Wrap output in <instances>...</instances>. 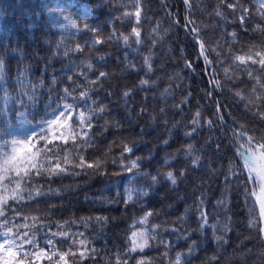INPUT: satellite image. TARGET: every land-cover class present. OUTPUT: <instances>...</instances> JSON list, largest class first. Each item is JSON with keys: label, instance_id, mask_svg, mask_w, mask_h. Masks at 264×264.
Masks as SVG:
<instances>
[{"label": "trees", "instance_id": "obj_1", "mask_svg": "<svg viewBox=\"0 0 264 264\" xmlns=\"http://www.w3.org/2000/svg\"><path fill=\"white\" fill-rule=\"evenodd\" d=\"M261 60L264 0H0V237L26 264L49 245L68 264H264V187L238 154V131L264 144ZM21 76L38 97L26 120L3 99ZM57 103L73 106L54 125L67 139L7 149L5 174L4 142L39 133Z\"/></svg>", "mask_w": 264, "mask_h": 264}, {"label": "snow or ice", "instance_id": "obj_2", "mask_svg": "<svg viewBox=\"0 0 264 264\" xmlns=\"http://www.w3.org/2000/svg\"><path fill=\"white\" fill-rule=\"evenodd\" d=\"M139 2V0H138ZM229 7H232V5H229ZM218 15L220 14L219 12L217 13ZM137 19H139V9H137ZM133 33L136 34L137 37H139V31L137 29H133ZM123 39L125 40V42L128 41L129 37L128 36H124ZM203 48V45L201 46ZM205 59H207V57H205ZM235 59H238L240 61H244V57L243 56H239L236 57ZM148 58H145V63L148 64ZM260 63L262 65H264V60H261ZM90 67V66H89ZM151 70V67L149 65V71ZM3 74V62L0 61V76H2ZM105 73H100V76H104ZM249 75H251V73H249ZM18 83L22 85L20 91L16 92L15 96H4L3 99L5 101V105L8 104V102L10 101L13 104H18L19 107L16 109L13 118H23V119H27V117L25 116V113H31V108L38 102V97H37V92L36 89H34L29 83L26 82V77L21 76L18 79ZM149 82L147 80H142L140 81L141 85H146ZM27 89V91H26ZM3 91V90H0ZM71 95V93H69L67 90H65V97L63 99H67V97ZM82 96H85V93L81 94ZM125 95H128V93H125ZM53 103H56L55 101H53ZM61 107H63L64 111H60L59 115H57V111L58 109H60ZM73 106L71 104L68 103H64L62 106L60 104L57 103V106L55 108H52L51 105L48 106L50 113L46 112V115L50 114L51 115V119H44L41 118L40 121L37 122L38 125H42L44 127H41L40 132L39 133H35L33 132L31 135H26L25 138L23 140H18L16 138H13L10 142L9 141H5L3 148L5 149L4 151V155L5 157H7L4 160V172L5 174H7V172L11 169L14 168V161H16V156L10 154L7 149L11 148L13 152L16 151V146L18 144L23 145L24 148H21L20 151L23 152L24 149H28L29 151L31 150V148L36 147V145L32 142L33 138H38L39 140H46L47 137L44 135L45 132L47 131H51L53 133L52 135V139L55 140H59V139H67L66 137L63 136H57L55 135V129H54V125H56L58 123V121L61 119V117H64L67 113L70 112L71 108ZM103 109H101L102 111ZM5 112L10 113L11 109L9 108H5ZM83 113L80 114V116L83 118ZM197 116H199V113H197ZM193 123H197L196 120L193 121ZM253 138H249V142L252 141ZM166 143V142H165ZM260 148H264V144L260 145ZM189 149H191V146H189ZM38 153H43L44 155H49V151L47 150V144L45 145L44 149H38L37 150ZM125 151H131L130 148H125ZM240 156L244 161V165L245 167L248 169L250 175L253 172H257V166H258V161H257V157L255 152H253V150L251 148H243L242 146V150L240 151ZM199 160V157H197L195 160H193V163L195 164L197 161ZM65 162L67 163V160H65ZM36 165L32 164V168H35ZM137 162L136 161H131L130 164V168L128 169L129 171H131L132 169L137 168ZM21 171H23V176L21 178L27 177L28 173L30 171V169H26V170H21V169H16L17 175L19 176ZM45 171L50 172V174H62L63 172L66 171V169L61 168L59 166V163H57L56 168L55 169H45ZM39 174V173H37ZM167 176L171 179L172 183L176 182V178L173 175L172 172H168ZM260 178V174L259 172H257V175L255 177H253V179H259ZM153 181L156 180V177H152ZM20 185L17 184V187H19ZM262 187H264V185H262ZM39 194V193H38ZM146 194V193H145ZM128 199L131 200L132 196L131 194H129ZM220 203H223V201H221ZM0 215H2V212H0ZM150 215V214H149ZM201 218H204V214L201 213ZM144 222H147V216H145L144 218ZM205 223H207V221L205 220ZM54 235H59V233L54 234ZM63 235H67V233H64ZM142 237L144 236L143 233L140 234ZM137 236V233H133L132 234V238H133V249L135 248H144L147 245V238H144V242L141 244H137L135 243V237ZM217 240H220L221 237L217 236L216 237ZM26 243L32 244L33 241L26 239L25 240ZM47 243L52 244L53 242L51 240H48ZM81 244L85 243L84 241H80ZM2 246V245H0ZM15 246L14 242L13 244H9V249H11V247ZM20 247L21 251L22 246H17ZM30 254L29 253H24L25 258H27ZM179 256L180 254H177V260H179ZM61 259H63V256H61Z\"/></svg>", "mask_w": 264, "mask_h": 264}, {"label": "rangeland", "instance_id": "obj_3", "mask_svg": "<svg viewBox=\"0 0 264 264\" xmlns=\"http://www.w3.org/2000/svg\"><path fill=\"white\" fill-rule=\"evenodd\" d=\"M136 14H137V12H136ZM139 17H140V12H139ZM136 18H137V15H136ZM137 30L139 31V37H137L135 33H134V36L139 39L140 38V30L139 29H137ZM149 64L150 63H148V67H149ZM256 157H257V161H258V158H260V157H258L257 155H256ZM263 167H264V160H259L258 166H257V171L259 172L260 177L262 179H264ZM256 200H257V203L259 205L261 215L264 218V195L256 196ZM204 224L207 225V223H205V222H204ZM9 244H12L10 239L0 238V245H2V246H0V264H26L28 261L24 257L23 252L19 251L16 246H13V247H11V249H9ZM49 247L51 248L50 250H46L44 248L37 250L34 253L30 263L31 264H41L44 259H50V258L56 257L58 259V261L61 262L62 264H68L65 253L58 252L54 248V246L49 245ZM61 256H63V259H61Z\"/></svg>", "mask_w": 264, "mask_h": 264}]
</instances>
